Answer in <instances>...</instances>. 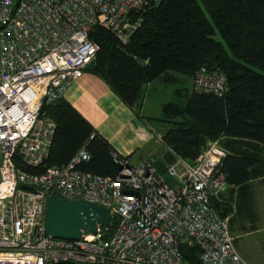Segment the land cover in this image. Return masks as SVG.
Returning <instances> with one entry per match:
<instances>
[{
    "label": "built area",
    "instance_id": "1",
    "mask_svg": "<svg viewBox=\"0 0 264 264\" xmlns=\"http://www.w3.org/2000/svg\"><path fill=\"white\" fill-rule=\"evenodd\" d=\"M160 1L0 0V264H188L182 245L198 247V264H246L227 219L210 206L226 187L217 140L205 141L192 162L166 165L167 182L151 160L128 165L116 153L112 178L79 170L89 159L85 145L65 165L39 174L15 165L37 168L46 159L54 124L40 107L81 77L97 49L89 33L101 28L125 44L140 13ZM225 85L222 73L204 67L191 79L195 93L219 96ZM50 196L100 206L111 215L109 225L76 240L50 238Z\"/></svg>",
    "mask_w": 264,
    "mask_h": 264
},
{
    "label": "trees",
    "instance_id": "2",
    "mask_svg": "<svg viewBox=\"0 0 264 264\" xmlns=\"http://www.w3.org/2000/svg\"><path fill=\"white\" fill-rule=\"evenodd\" d=\"M140 18L125 44L94 28L88 38L97 49L84 71L101 80L135 115L147 84L172 74L189 81V91L177 90L183 104L165 103L160 117L148 119L167 125L162 133L153 132L164 146L162 160L192 162L205 141L217 140L224 151L220 171L226 186L242 189L264 173V0H161ZM200 67L224 75L221 95L192 91L191 79ZM39 114L54 124L47 157L37 168L15 161L17 167L39 174L65 165L85 145L89 159L77 169L114 176L115 152L66 101L42 104ZM162 166L155 165L157 173L165 172ZM210 206L227 225L234 218L229 202L211 199ZM179 249L188 264H198L197 246Z\"/></svg>",
    "mask_w": 264,
    "mask_h": 264
},
{
    "label": "crops",
    "instance_id": "3",
    "mask_svg": "<svg viewBox=\"0 0 264 264\" xmlns=\"http://www.w3.org/2000/svg\"><path fill=\"white\" fill-rule=\"evenodd\" d=\"M163 86H170V93L179 95L177 90L189 91L190 82L172 74L147 84L136 109L134 108L136 115L123 105L101 80L85 71L79 79L69 85L62 99L90 124L95 133L101 136L116 154L125 157L128 165H134L152 155V134L163 131L158 130L161 129L158 123L148 120L160 117L150 115L153 112L148 100L151 91L162 89ZM181 93L184 95V92ZM143 110L147 111L149 116H143ZM153 165L155 167V164ZM217 199L223 203L229 202L235 209L234 218L228 224L229 234L243 229L249 218L255 220L256 216H259L262 217L261 221H264V175L250 180L242 189L224 187L218 193ZM260 202L262 211H254Z\"/></svg>",
    "mask_w": 264,
    "mask_h": 264
},
{
    "label": "water",
    "instance_id": "4",
    "mask_svg": "<svg viewBox=\"0 0 264 264\" xmlns=\"http://www.w3.org/2000/svg\"><path fill=\"white\" fill-rule=\"evenodd\" d=\"M110 213L83 200L67 201L50 196L45 199L44 227L47 236L53 239L76 240L79 236L93 235L97 227H106ZM51 264H72L58 261Z\"/></svg>",
    "mask_w": 264,
    "mask_h": 264
},
{
    "label": "rangeland",
    "instance_id": "5",
    "mask_svg": "<svg viewBox=\"0 0 264 264\" xmlns=\"http://www.w3.org/2000/svg\"><path fill=\"white\" fill-rule=\"evenodd\" d=\"M215 40H219L217 35H214ZM161 88V87H160ZM170 86H163L162 89L156 88L151 91L150 99L148 100L149 106L153 113L150 115L157 116L160 114V106L168 102H176V104H183V98L178 95H173L170 93ZM147 102V103H148ZM162 104V105H161ZM143 116H149L147 111L143 110ZM151 122V121H150ZM152 123V122H151ZM162 129H165L167 125L160 126ZM152 155L149 156V160H151L157 167V165H168V161L162 160V154L165 151L164 146L158 141V135L154 136L152 134ZM171 161L170 163H173ZM158 163V164H157ZM169 163V164H170ZM264 166V164H263ZM264 168V167H263ZM159 175L167 182L169 179L165 172L162 170L159 171ZM264 173L260 176H263ZM259 176V177H260ZM256 212L262 211V203H258L255 207ZM262 217H257L253 220V218H249L247 223H245L244 228L240 230H235L233 234L230 233V236L233 241V245L238 252L240 258L246 262V264H264V221H261ZM264 220V218H263ZM228 226V225H227Z\"/></svg>",
    "mask_w": 264,
    "mask_h": 264
}]
</instances>
